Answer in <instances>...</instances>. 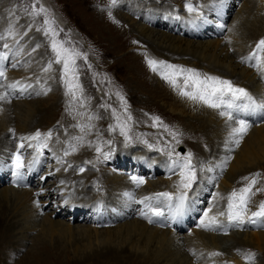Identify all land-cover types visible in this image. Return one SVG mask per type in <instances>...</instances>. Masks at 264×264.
<instances>
[{
	"label": "rangeland",
	"instance_id": "1",
	"mask_svg": "<svg viewBox=\"0 0 264 264\" xmlns=\"http://www.w3.org/2000/svg\"><path fill=\"white\" fill-rule=\"evenodd\" d=\"M187 1L188 0H116V3H112V0H0V11H1L0 18H3L2 16L7 17L8 26L13 25L12 28L16 30L15 33H19L20 36L24 39L22 44H25L26 47L29 48L26 51H30L34 47V51H32L33 54L32 53L31 54H32V59L34 60L35 65L33 64L30 65V63H28L27 66L29 65L31 66V67L29 66L28 69L32 70L35 67H39V65H43L42 67L43 74H44L43 78H44V81L46 82V83L44 82V85L42 86H39V85L34 86L31 89V92L25 90L23 93V91H21L23 90V87L19 86L23 82H19L20 80L19 78L18 81L13 82V83L19 82V85L12 91V93H8L7 90H8L9 83L8 82L5 83V81H3L2 83L4 84V87H3L4 91L8 94L9 98L12 100V102H9L8 105L10 107H15L14 113L12 115L13 118L9 116V118L7 117L4 120V122L16 120L15 122L17 124L19 123V125H22V126L24 125L25 117H23L24 115L23 110L26 109L25 108L26 105L24 103H18L16 101L32 99V101H34L32 104L33 108L50 109V107H53L57 103L58 99L60 98L61 105L56 110L53 109L54 113L51 112L50 115L43 116L41 120L39 119L37 121L38 123L36 125V126L40 125L39 128L41 127L40 129L45 130L47 129V127L50 125L51 122L56 120L54 123L57 126V130L61 131L60 132L61 136L57 144L61 141H62L61 143H64L65 145L68 142L70 143L69 140L71 139L70 136H71V132L73 131L72 137L74 136V138H76L77 136H82V138L86 141V143H88V145H90L93 148H96L95 151L93 150L88 151V148H85L86 155L88 156L91 155L90 157H92V152H96V155L100 156L103 153H106V149H109L110 146H114V148H117L118 146L120 147L122 145H123L122 149H117L114 152L113 157L116 158L117 155H120V157H117V158L129 159L126 157L131 156L129 159L130 161L127 162L126 165H123L117 161L115 162L113 161L109 163V158H107L105 161L99 158L98 161L96 160V161L91 162L89 160L88 163L91 165L89 168H85V167L78 168L77 165H79L80 159L78 160V157H74V154L72 151H71L72 153L71 152L66 153L65 158H68L69 161H72V164H73L72 166L74 167V170H71V171L68 170L60 174L59 177L61 175L68 176V179L66 180L68 184V188L66 187L65 190L66 191L69 190L70 186L74 187V190L70 192L69 194L72 193L77 196L79 192H88L90 194H87L88 195L86 197L87 201H90L92 199L95 200L96 198L97 200H99V205L102 204L103 207L107 205L108 204L107 201H103L102 199H100L102 198L101 196H104L105 198L108 197L107 190L106 191L103 190L105 189V187H107L106 181L102 180L100 182H96L95 184H93L89 180V184H91V187H92V189H89V190L85 188V183L83 184L82 182L81 183L77 182V180L83 176L84 177L97 176L100 172H101L100 174L105 176L104 178L108 181L113 180V178L114 179L119 178V179H123L129 185L136 184L140 186L139 190L138 189L136 190V193L139 194L141 187L142 188L145 187L146 185L145 181L147 179L149 180V178L143 177L144 183L142 185L137 184L135 181L132 180L133 176H136L138 178L142 177V176L140 177L139 172L136 171L137 168L134 165V162L135 163L141 162L142 170L146 172L143 166L149 160L148 154L153 158L152 162H156V159L159 160V158L163 156V155H160V153L164 154V156L167 158L170 157V160H169L170 162L168 161V166H166L168 168H171L173 166L172 163L174 160L179 159L180 161H182L183 158L186 157L189 152L192 154L191 163L195 166V171L197 174V179L192 189H189L190 191L183 189L180 186V183H179V186L174 185V183L172 185L167 184V182L170 179L181 178V175H180L181 169L177 166L176 168L172 170V172L168 176L167 174L164 173V175L162 176L157 175L153 177V179L150 180V181L154 180V181L159 182L160 181L159 179L163 178L162 180L166 181V184L165 183L164 184L167 185L168 189L166 188L161 189V193H165V192L171 193L172 192V197H173V192L177 193V191H181L183 189L182 191L186 193L188 192L187 193L188 196L190 198L191 197L193 198V193L196 191V187H198V183H199L198 177L200 176L201 178L205 177L204 179L203 178L202 179L206 180L207 173L206 174L204 173L205 170L204 171L202 170L203 167H200L201 165L198 162H201L202 158L204 159L205 153L209 154L211 152L210 143L205 142L206 139L204 135L202 136L198 135V138L200 139L201 137L204 138V140L202 139L203 145H201L200 141L194 135L197 129H203V126L200 124V122L195 120V123H193V125L192 124L190 125L189 123H192L190 122L191 121L190 116H193V115L195 116V118H198L201 120L205 118L209 121V114L202 115V113L200 112V109L193 110L195 112H193L192 115L191 114L182 115V113L180 114V113L172 112L170 109V104H172L173 101H169V99L164 98V97L159 98L157 94L151 93L152 91L151 92L148 91V89H146L141 83L142 81L141 76L148 79L149 77H147L146 74H147V71H149V69L152 70L151 73L153 72L152 74H150L151 76H155V73L158 72V70L154 71L153 67L148 66L147 64L148 57L152 55L151 53H153L151 48L155 49L159 47L158 49L162 48L164 51L165 50L169 52L174 51V53H177L179 51L178 54H181L183 52H186V50L178 49L179 47L176 48V45H178L177 43L182 40L183 41L186 40L188 42L192 41L193 44L198 47L199 45L202 47V45L204 44L212 43L216 47H218L219 45V47L221 48L223 44H226L229 40H232V37L230 36L231 33H233L234 30L236 31L238 30V32L235 33V36L237 37L239 34L242 33V35H244V38L247 37L245 41L249 43V48L251 49L250 53H252L253 50L256 48L258 41H260V38L261 39L263 38L262 37H259L257 39L250 38L249 33L250 32L253 33L254 30L255 31L257 30V33L260 32L259 34H262L264 36V11H260L261 9H256L253 12H250L251 5L248 4L247 0H230L231 4L233 5V7H231L232 9L231 12L229 8H227L229 10L227 14H226V11H221L224 18L222 19L220 18V20H219V16H210L211 20L209 19V22H210L211 27L208 29L205 28L207 32H210V36L206 35V37H201L197 39L190 37V36H186L184 34V31H187V30L189 31L188 28H185V23H184V27L181 26V28L183 27V31H181L180 26H178L179 28L178 29L176 25L175 28L178 32H175V30L165 29L163 27L151 26L150 24L146 23L145 19L151 16H154V18L162 17L160 14L161 10L157 9L158 10L157 11L156 7L158 8L168 7L169 9L171 8L174 9V11H179V13L175 14V19L177 18V20L182 21V19H184V12L187 9ZM191 1H194L196 3V7H200V8H205L210 3L208 0H202V1L201 0H189L190 3ZM234 1H235V4H234ZM119 2L120 3L124 2V4L128 3L127 4L128 7H131L134 11L138 13V15L140 14V16H137V15L130 16L127 13L128 11L126 9H121V7L118 8V6H120L118 4ZM137 3H139L140 5ZM245 5H248V7H246ZM254 5L258 7L257 4H254ZM98 8L104 9L105 10L104 12L109 13L107 14L108 22L109 24L113 26V28L116 29V33L113 32L114 33L113 35H110V33L105 34V31L101 33V30H95L93 27L89 26L88 19L95 17L93 14L95 13V10H98ZM120 11L125 16V21L122 20L123 17L122 18L120 17L121 15ZM152 11L154 12V15ZM196 11H194V14H196ZM144 14L147 17H145ZM194 14L192 15L195 16ZM202 16H204V12H202ZM141 17L143 18L142 20H141ZM190 19H191V16L189 20ZM192 19H195V17ZM45 21H48V23H45ZM202 22H205V21L202 20ZM165 23L168 25L169 21L165 20ZM102 24L103 23H101L99 26L103 27L104 25ZM141 27L142 29L144 28V30H147V29L154 30V32L153 33L149 32L148 35H141ZM24 29L25 31L23 32ZM117 30H120V31L117 32ZM215 30L217 31V33H215V35H212V33L215 32ZM0 31H1V27H0ZM2 36L4 37L5 34L4 35L2 34ZM166 36L168 37V39H166L167 38ZM240 39L241 38L237 39V41L239 40L238 42H241ZM143 40L147 42L149 45L144 44ZM53 42L57 43L58 46H62L64 49H68L69 53L73 54L74 62L73 64L70 65L73 71L70 72L67 77L65 76V73L63 71V60H61L60 63H56V61L60 59V57L57 56V52L53 50L52 48ZM180 46L181 48H186L185 41L182 42ZM20 47L21 45H19L18 47H15L16 48L15 51H10L11 53V54L9 53L10 56H8L7 54L6 58L3 61H1L2 63L5 64L4 69L8 67L7 66L8 64L14 65L15 63L18 62V59H17L18 56H20L21 53L25 52V51L17 52L20 49ZM175 49L177 50V52ZM235 49L229 48L230 55L234 56L235 54H237V52H239V49H236V50ZM216 51H219V49ZM35 52H37V54ZM244 53L245 51H243V57L245 56ZM75 54H78V55H75ZM136 55L139 56V58H141L143 65H141V62L138 64L137 62L132 61L131 57L132 56L134 57ZM186 55H189V57L187 56L186 58H183V56L182 57L180 56L179 58L182 59V61H189L191 64L186 65L185 63L181 62L183 64H177V66H180L186 69L191 68V69H200V70H206L207 68H209L207 66L208 63L204 62L205 63L204 64L203 59L200 58L198 54L197 55L195 54L194 56H192L191 53H187ZM14 56H17L15 60L12 59ZM196 56L198 59H196ZM249 56L250 54H248V58ZM21 59H22V56H21ZM163 61L166 62V59H163ZM145 63L147 64L148 68L146 67ZM132 66L134 67V70L131 71L130 69H132ZM205 66H207V68ZM129 67L130 69H128ZM135 67H137V69ZM224 67L227 69L228 65ZM164 70L168 71L166 69H163V71ZM208 70H213V69H208ZM236 71L238 75H241V73L244 74V72H242L240 68L238 69V67ZM13 72L14 71H10V73H13ZM228 73L230 74L233 73V68H229ZM206 74L212 75L209 72H206ZM5 75L6 76L8 75V71L5 72ZM251 76L252 75H250L246 80H242L241 78L242 80L241 83L244 82V84L249 83V84H252V86L253 85L256 86L253 82H251ZM73 77L75 78L73 79ZM155 77H150V78L159 79L160 75L159 76L156 75ZM263 78H264V75H263ZM238 79H240V77ZM238 79L236 80L239 81ZM66 80L71 81L74 85L79 86V88H74L75 95L69 93V87H68V84L66 83ZM47 82L51 83L49 87L46 86ZM165 82L168 83V80L165 79ZM180 82H184V78L182 76L177 78V87L171 83L174 87H176V89L178 88L177 91H179V89L182 87V85H180L181 84ZM169 86L168 87L166 86V88L171 90L172 88H170ZM255 91L254 92L252 91V93H255L256 95H258L257 92ZM53 92L57 93L55 95L56 98L49 97V95H51ZM175 97L178 99L179 96L177 97L175 93ZM180 100L183 101L181 98ZM59 102L60 101H58V104H60ZM10 103H13V106ZM3 109H6V107H4ZM82 113H83V116L81 115ZM155 117H159L162 123L157 124V122L155 121ZM145 119L148 120L146 124L143 123ZM227 119L228 120L230 119L229 115L226 116V120ZM82 120H84L83 122H86V121H89V122H87V124L82 125L81 124ZM95 122L104 123V125L110 130V131L108 130L107 135L109 137L112 136L113 141H114L115 132L112 130V127L109 126V124L118 125L120 128L121 126L124 127L125 125H127L128 128L127 130H125L126 135L123 134L122 136L126 138H130V139L125 140V138L122 137L120 141H118L119 142L118 144H116L117 143L116 142V143L110 144L109 147H107L103 143L102 144L98 143L94 138H92L93 137L92 133L89 135L90 136L89 137L88 135H86L87 131L84 132L85 129L94 127ZM16 123L12 124L14 126L13 127L14 129L15 128L17 129ZM257 125H258L257 127L254 126V128L252 127L251 129L247 130V133L243 135L242 142H240L239 146L233 152L234 157L239 155V151H241L243 147L242 145L243 141L248 138L249 134L255 128L264 126V113H263L261 122H259V124ZM209 127H211V130L215 129L211 125H209ZM50 131L51 132H48V130H45L43 132L42 131H39V132L41 133L43 138L46 136V139L48 140V142L51 143L52 146H50V144L47 143V141L45 140H43L44 142H42L41 136L37 139H33L32 137H34L35 135H28L26 139L23 140L24 138L21 136L16 138L17 134H15V137L13 141H11L10 146L7 145L5 147V150H3L0 153V158L5 159L4 162L7 165L10 163L9 164V167H10L13 163L15 164V155L19 153L22 156V160L24 164V167L22 168L23 171L27 172L29 176H33V179H35L36 177L35 179L36 182L33 186H31V189L34 192L39 209L41 210V212L45 211L43 214L39 215L37 219H40L41 217L44 220V217H48L49 213L54 211L53 213H54L55 218L51 217L53 221L61 220L62 222H66V219L68 220V218L70 217L72 213V208H71L72 201L71 202L66 201L65 193H64L65 191L63 190V187H62L63 180L58 177V173L62 169V160L57 157V152L59 151L56 152V150L54 149V146L56 147L57 144L53 145V141L58 138V134H56L55 137L54 136L51 137V135L48 137L47 134L52 133L51 129ZM142 131H144L145 134L144 133L143 135L140 134V132ZM173 133H175V135H173ZM132 135H134L136 138L141 137L142 140L143 139L145 140L144 141L140 139L137 140L136 138H133ZM211 139H213V136H211ZM21 141L23 144L20 143ZM129 142L130 143L132 142V143L130 144ZM218 142H221L220 138L218 141L216 140L215 143H218ZM29 143L32 145V146L29 145L31 148H28ZM18 144L20 146L23 145V147L21 148ZM124 145H126L125 146L126 148L124 147ZM17 146L20 148L17 149L18 148ZM77 146H74L73 148H78L79 151L82 150V148L84 147V146L83 147L81 146L80 148V144H78ZM50 148H51V151L49 150ZM98 148L100 149V151H97ZM147 148H149L148 152L143 153L147 150ZM180 148H182V152L180 151ZM151 149H153L154 151ZM121 150L126 151V154H124V151L122 152ZM155 151H158V152H155ZM93 155L95 156L94 153ZM143 156H146V157H143ZM84 157L86 156H83L81 158H84ZM234 157H232V160ZM35 158H38L39 161H37V164L33 166V162ZM258 164L259 166L255 172L256 175L254 178H252V179H256V184L252 187V194H251L252 198L251 199L254 200L256 198L261 205L262 203H264V183H262V179L264 180V158ZM9 167H5L6 169L5 171H7L5 172L6 178H4V176L2 175L3 170L0 168V192L3 189V186L10 188V186L12 187L16 185L15 189L17 190L22 189V188L18 189V184L13 181V178L9 179V177H11L10 174L8 173ZM64 167L65 165L63 166V168ZM226 167L227 169H225V173H224L225 175H223L222 178L218 179L216 183L212 185L214 186L213 187L214 193L221 194L224 191H226L225 193L228 194L227 187L223 183L226 176L229 173L228 165ZM26 169L28 170L26 171ZM69 169H71V166L69 167ZM81 171H84L85 174L80 176L79 172ZM39 174L41 175L49 174L51 176L46 181L45 177ZM42 177L44 178V182L42 183V187L40 188V180L42 179ZM249 178H251V174ZM250 182H251V179L248 182V184ZM26 186H29V185H26ZM51 188H53V191H54V192L52 191V195H51L54 198V200L53 198L46 199V197L42 196L46 193L40 192L45 189L50 190ZM240 188L242 187L237 186L236 190ZM75 195H73L75 204H80L82 206L83 203H81L82 202L81 198L76 197ZM86 198L84 199V202H86ZM160 198L163 201L167 200V198H164V197H159V199ZM219 198L217 199L216 202H214L215 198H213V196H210L209 201L210 203L213 202V206L210 208V205L207 204L205 206L204 211L206 213H209L210 211L213 213V210H215L214 213L222 212L223 209L221 208L222 206H220L221 205L220 201H222L223 196L222 197L220 196ZM41 200H44V201L41 202ZM118 200L119 199L116 198L115 201H118ZM103 202H105V204ZM16 205L17 204L15 200L10 201V204H9L10 209L8 211L9 214L7 215L6 218H7L8 223L10 222L11 224L21 223V226H19L18 229L15 230V233H17L16 239L13 244L8 246L7 250L8 249L12 250V245L14 247H16V245H19L17 241L19 242L20 240H24L25 245L24 247L21 248V251L18 254V257L12 264L20 263L22 261V258L26 256L32 248L34 250V247H35L34 239L37 236L41 235L42 233V228L39 227L37 224L36 225L38 227L35 225L36 228L35 229L33 228L34 230L30 228L32 226V222H33L32 220L26 221L22 219L24 217H20V216L18 217V215H20L22 211H20L19 208L16 209ZM256 211H259V210H253L252 212H250V214ZM205 212L201 216L200 215L196 216V218L198 217L197 218L198 222H200L203 219V217L205 216L204 215ZM89 213L90 212L86 213L85 215L86 217L81 216L79 214L78 216L80 217L78 218V220L88 222L90 220V218L89 219L87 218V215ZM219 218L220 217H217V219ZM259 218L263 219L261 217ZM133 220L134 218H129V219L125 218L123 219V221L120 220V222H118L115 225L124 224L127 221L131 222ZM135 220H138V218ZM139 221H142V220L139 219ZM73 222L76 224L74 226L79 227V228L90 227L88 224L85 225L86 223L84 222L80 223L74 220L72 221V223ZM217 222H220V221H217ZM193 224L194 223L190 225V230L189 229L184 230L182 235H188V234L194 235V233H192L194 230L193 228L197 229V226L196 225L194 226ZM28 225L30 227H27ZM23 226H25V228ZM21 227L24 228V231L27 229L29 230V232L28 231L25 232V234L27 235L26 239H25V236L22 235L24 234V232L21 233L22 232ZM108 228L101 227L100 231L101 232L105 230L114 231L116 227L115 228L111 227L109 229ZM165 229L168 232L172 231L169 227H165ZM243 231L250 232L252 230L244 229V230L238 231V229L235 228L229 232V234H234V233L236 234L237 232H239L238 237L240 238V243L243 248V249H239V251L245 250L246 252L255 254L254 257H249L248 256L249 253L246 254V253H243L245 252L243 251L242 252L244 255L243 257L244 258L248 257L246 259L250 260L248 261L250 263L246 262V259L243 260L244 258L240 260L241 263L242 264H264V251L263 250L261 251L258 249H253L252 251L250 250V248L246 247V246H251V245H249V243L244 241L245 234ZM172 233L174 232L172 231ZM93 235L95 236V234ZM217 236L221 237V239H223L224 237V235L221 234L220 232H217ZM221 239H220V242L217 244L218 250L226 249V247H228V244H229V242L221 241ZM121 247L125 249V253L122 254L123 255L122 258L120 257L108 258V259L103 258L104 260L101 259L99 262H97V264H115V263L119 264V262L120 264H123V263L129 264L130 259H131V264H143L141 260H138L136 261V263H134L135 262L134 260L139 259L136 256H134V254L137 253V250H136L137 248L135 246L126 244ZM102 248L103 246L100 247V245L93 243L92 247L89 249H85L83 246H80V250L77 252V254H73L75 253V246L73 247L71 246L70 248L66 247V250L69 253L70 259L74 260L76 259L75 256H78L83 252H86V251H87L86 253H88V251L95 252L96 250H101ZM205 251L207 252L206 253L202 252V254L203 255L207 254L210 257H212V254L216 252L214 250L213 251L205 250ZM130 254L132 256H130ZM137 254H140V253H137ZM189 257L190 258L192 257V252H190ZM193 257L190 259L192 263L203 264V263H199V261H196L200 257L198 258L197 256H193ZM210 257L209 259L211 260ZM213 257L215 261L223 263V264H236V262H234V259L229 254L224 255L223 258L219 254L216 257L215 255H213ZM184 263L185 261L183 260L180 264H184ZM147 264H152V262L151 263L148 262Z\"/></svg>",
	"mask_w": 264,
	"mask_h": 264
},
{
	"label": "bare ground",
	"instance_id": "2",
	"mask_svg": "<svg viewBox=\"0 0 264 264\" xmlns=\"http://www.w3.org/2000/svg\"><path fill=\"white\" fill-rule=\"evenodd\" d=\"M208 1L210 3L205 7L204 16H202V11L197 9L196 14L193 13L195 16L191 15V19L187 21V26H191V27L195 26L194 28L204 26V28L208 29L211 27L210 22H209V19L211 20L210 16H219V20H220V18L221 19L224 18L221 11H226V14H227L229 12V10L227 8H229L230 12H231V10H232L231 7H233L230 0H208ZM247 1H248V4L251 5L250 12H253L256 9H261L260 11H264V0H247ZM118 4L120 5V6H118V8L121 7V9H126L128 11L127 13L130 16H134V15L140 16V14L138 15V13L136 11H134L131 7H128V5H127L128 3L124 4V2H121V3L119 2ZM137 4H139V3H137ZM234 4H235V1H234ZM254 4H257L258 7H256V5H254ZM245 6L248 7V5H245ZM109 7H110V5H109ZM107 8H108V6H107ZM157 9L161 10L160 14L162 17L154 18V16H151V17L145 19V17H147V16L144 14L145 15L144 19H145L146 23L150 24L151 26L163 27V28L169 29V30H175L176 29L175 27L177 25V28H178V26H180L181 31H183L184 22L181 20H177V18L175 19V14L179 13V11H174V9H172V8L169 9L168 7L167 8L156 7V10ZM98 10H95V13L93 14L95 16L94 18L88 19L89 20L88 21L89 26L93 27L95 30H101V33H103V31H105V34L110 33V35H113L114 34L113 32L116 33V29L113 28V26L111 24H109V22H108L107 14H109V13L104 12L105 11L104 9L98 8ZM120 13H121V11H120ZM152 13L154 15L153 11H152ZM166 13H169V15L167 16V18H164ZM240 15H242V14H240ZM2 17L3 18H0V27H1L0 36H2V34L3 35L5 34V36L3 37V39H0V70H2L4 72L8 71V75L7 76L5 75L6 78H0V97H5L4 99H0V153L3 150H5V147L7 145L10 146V143H11V141H13L15 134H17L16 138L21 136L24 138V139L23 138L22 139L25 140L28 135H35L34 132H36V131H42L43 132L45 130H48V132H51L50 131V129H51L52 130L51 137H53V136L55 137L56 134H58V138L53 141V145L54 144L56 145L60 136H61V133H60L61 131L57 130V126L54 123L56 120L51 122L50 125L45 130L40 129L41 128V127L39 128L40 125L39 126H36V125H37V123H38L37 121L39 119L41 120V118L45 115H50L51 112H53V109L56 110L61 105V99L60 98L58 99V101H60L59 102L60 104H58V101H57V103L53 107H50V109L33 108L32 104L34 101H32V99H26L25 98L26 100L16 101L18 103H24L26 105L25 106L26 109L23 110V112H24L23 117H25L24 125L22 126V125H19V123L17 124L15 122L16 120L15 121L13 120L14 122L12 120L9 122H6V121L4 122V120L7 117L8 118H9V116L12 117L14 110H15L14 109L15 107H10L8 105L9 102H12V100L9 98L8 94L4 91V88H3L4 84L2 82L3 81H5V83L8 82V83H10V85H12V84L19 85V82H23L22 84L20 83L21 85H19V86L23 87V90H21V91H23V93H24L25 90L31 92V89L36 85H39V86L44 85L45 81L43 78V75H44L43 74V68H42L43 65H39V67H35L32 70L28 69L31 64L35 65L34 60L32 59V54H33L32 51H34V47L30 51H26L29 48H27L25 44H22L24 39L20 36L19 33H15L16 30L14 28H12L13 25L8 26L7 17L6 16L5 17L2 16ZM120 17L121 18L123 17L122 20L125 21V16L122 13H121ZM142 17H141V20L143 19ZM194 17H195V19H192ZM165 20L169 21L168 25L165 23ZM202 20L205 22H202ZM101 23H103L102 24V25H104L103 27L99 26ZM181 26H183V27L181 28ZM4 30H5V32H4ZM24 31H25V29L23 30V32ZM118 31H120V30H117V32ZM252 31H253V29H252ZM149 32L153 33L154 30H149V29L144 30V28L142 29V27H141V35H148ZM236 32H238V30L237 31L234 30L233 33H231L230 36L232 37V40H229L226 44H223L221 48L219 47V45H218V47H216L212 43L204 44V45H202V47L199 45V47H198V46H195L192 41L188 42L186 40H184L186 48H181V46H180L182 44V42H184L183 40L179 41L177 43L178 45H176V48L179 47L178 49H181V50L185 49L186 52L181 51L185 54H183V53L178 54L179 51L177 52L176 49L175 50L177 53H174V51L173 52H169L167 50L164 51L162 48L158 49L159 47L155 48V49L151 48L153 53H151L152 55L148 57L147 62L149 60H156L159 62V61H163V59H166V62L168 65L177 66V64H183V63H185L186 65H190L191 63L189 61H182V59H180L179 57L180 56L181 57L183 56V58H186L187 56L189 57L190 54L186 55L187 53H191L192 56H194L195 54L196 55L198 54L200 56V58L203 59V63L204 62L208 63L207 66L209 68H207V66H205L207 68L206 70L213 69V70H208V72L215 74L217 76H222L224 78L230 79L233 81L232 83L236 84L237 86L246 87L247 89L246 88L245 89L249 93L252 91L254 92L256 89L255 92H257L258 97L262 99V102H264V78H263L264 60L261 61L259 67L255 66L253 60L248 58V54H250L251 49L249 48V43L245 41L247 37L244 38V35H242V33L236 37L235 36ZM215 33H217L216 30H215V32L212 33V35H215ZM259 33H257V30L256 31L254 30L253 33L252 32L249 33V36H250V38H253V39H257L259 37H262L264 39V36L262 34H259ZM206 35L210 36V32H207L205 29L204 33H202V35H200V38L206 37ZM109 38H111V37H109ZM239 38H241L240 39L241 42H238L239 40L237 41V39H239ZM166 39H168V37ZM195 39H197V38H195ZM260 40H261V38H260ZM27 41H28V39H27ZM4 44H7L8 47L5 48L3 46ZM144 44L149 45L145 41H144ZM19 45H21V47L19 50L17 49L18 50L17 52H19V51H25V52L21 53V55L18 56V58H17L18 62L14 64L15 65L14 67L12 66V64L11 65L8 64L7 65L8 67H6L4 69L5 64L2 63L1 61H3L5 59L7 54H8V56H10L9 55L10 51H15V49H16L15 47H18ZM229 48L239 49V52H237V54L232 56L229 53ZM218 49H219V51H216ZM243 51H245L244 57H243ZM167 52H169V53H167ZM35 53L37 54V52H35ZM221 53H223V54H221ZM21 56H22V59H21ZM16 57L17 56H14L12 59L15 60ZM131 59H132V61L137 62L138 64L141 62V65H143L142 60H141V58H139V56H137V55L134 57L132 56ZM196 59H198L197 56H196ZM9 62H11V61H9ZM181 62H183V63H181ZM28 63H30L29 66H27ZM147 64H148V66H151V65H149V63H147ZM147 64H146V67H147ZM227 65H228V68L226 69L224 66H227ZM26 66H27V68H26ZM157 67L160 70H158V72L155 73V76L160 75L159 79H151L150 78V77H155V76L150 75L153 73V72L151 73L152 70H150V69H149V71H147V74H146L147 77H149L148 79L141 76V80H142L141 83L143 84V86L146 89H148V91H150V92L152 91L151 93L157 94V96H159V98L164 97V98L169 99V101H173V103L170 104V109L172 112H176V113H180V114L182 113V115L183 114H191L192 115V113L195 112L193 110H199L200 109V112L202 113V115L203 114L204 115L209 114V121L205 118H203L202 120L195 118L194 115L190 116L191 117L190 122H192V123H189L190 125L191 124L193 125V123H195V120H197L203 126V129H197L195 131L194 135L200 141L201 145H203L204 138L201 137V139H200V138H198V135H200V136L204 135L205 139H206L205 142L210 143V148H211V150H210L211 152L209 154H206V153L204 154V159L200 158L201 162L197 161L198 163H200V165H201L200 167H203L202 170L203 171L205 170L204 173L205 174L207 173V175H206L207 177H206V180H203L205 177H202L203 179L201 178V176L198 177L199 183H198V187H196V191L193 193V198L192 197L190 198L187 194V199L183 203H181L178 198L180 196V193L184 192V191H182L183 189L181 191H177L178 194L173 192L172 199H167V200L163 201V200H161V198L159 199V197H156L157 193H161V189H164V188L168 189L167 185H165L166 181H163L162 180L163 178L159 179L160 180L159 182L154 181V180L150 181V180L153 179V177L157 176V174H161V172L163 175L165 173L168 176L172 172V170L177 167V165L172 163L173 166L171 168L164 166V164L162 162V156H161V158H159V160L156 159V162H152L153 158L148 154L149 160L143 166L144 170H146V172H144L142 170V167H141L142 163L141 162H139V163L134 162V165L137 168L136 171H138L142 177L149 178V180L145 179L146 185H145V187L143 186L144 188L141 187L139 194L136 193V190L137 189L139 190L140 186H138L136 184L129 185L123 179H119V178H117V179L113 178V180L108 181L104 178L105 176L100 174L101 172L97 176H87V177L83 176L77 180L78 183H81V182L83 184L85 183V188L87 190L92 189L91 184H89V180L93 184H95L96 182H100L102 180L106 181L107 187H105V189H103V188L102 189L104 191L107 190L108 197L105 198L104 196H101L102 198H100V199H102L103 201H107L108 208H110V211H111L110 214H107L106 212L108 210L104 209V213H100L95 218H92L91 216H87V218L88 219L90 218V220L88 222L87 221L85 222V221L78 220V218L80 216H77L75 218V216L77 214L71 213L68 220L65 218L66 222H62L61 220L60 221H53L52 220V218L54 217V213H53L54 211H53V212L49 213L48 217H44V220L41 217H40V219H37L38 216L43 214L45 211L41 212V210L39 209V206H38L37 200L35 198L34 192L31 189V186H33L36 182V180H35L36 177H35V179H33V176H30L28 178L27 173L22 172V168L17 170L15 168L14 163L11 165L12 167L11 166L9 167L10 163L8 162L9 164L7 165L4 162L5 159L0 158V168L3 170V171L2 170L1 171H2V175L4 176V178H6L5 172H7V171H5L6 170L5 167H9L10 176H12V177L15 176L17 174V172L19 171V175H16L15 177H13L15 179V182L16 183L17 182L18 183L19 182L25 183V184L18 186V189L22 188L21 190L15 189L16 185L12 186V187L10 186V188L3 186V189L0 192V264H12L16 260V258L18 257V254L20 253L21 248L24 247V245H25L24 240H20L19 242L17 241V243H19V245L15 244L16 247H14L12 245V250H9V249L7 250L8 246L13 244L15 239H16L17 233H15V230L18 229L19 226H21V223L20 224H11V222L10 223L7 222L6 217L9 214L8 213V211L10 209L9 204H10V201H13V200L16 201V204H17L16 209L19 208L20 211H22L21 214L18 215V217L19 216L24 217L22 219L26 220V221L27 220L33 221L32 226L30 227L29 226L30 224H29L27 227H30L31 229H33V228L35 229L36 228L35 225L37 224L39 227L42 228L41 235L37 236L34 239V245H35L34 250L32 248L29 251V253L22 258V261L20 263H16V264H68V263L69 264H97V262H99L103 258H105V259L106 258L107 259L108 258H118V257L122 258L123 257L122 254L125 253V249H123V247H121V246L126 245V244H130V245L135 246L137 248L136 249L137 253H140V254H137V253L134 254V256L139 258V259L134 260L135 261L134 263H136V261H138V260H141L143 264H147L148 262L149 263L152 262V264H180L184 260L185 261L184 264H194V263H192V261H190V259L193 256H197V258L200 257L198 260H196V261H199V263L223 264V263L215 261L213 254H212V257H210L207 254L206 255L202 254V252L203 253L207 252L205 250H210V251L214 250V251H216L215 253H217V255L219 254L222 258L224 255L229 254L234 259V262H236V264H242L240 260L242 258H244L243 253L248 254L249 252H246L245 250H243L245 252L239 251V249H243L242 245L240 243V238L238 237L239 232H237L236 234L235 233L229 234V232L235 228L238 229V231L244 230V229H251L252 231H250V232H244L243 231L245 234L244 235V237H245L244 241H246L247 243H249V245H251V246H246V247L250 248V250H252V251H253V249H258V250L264 251V218L260 219L259 217H256V218H254L256 220V223L251 222L253 217H252V213L250 214V212H252L253 210H260V203L256 198L254 200L250 199V201L247 205V211L245 212L242 221H239V222L230 221L228 219V215H227L228 203H229L228 198H229L230 194L233 192V190H236L237 186L245 187L248 185V182L250 181V179L254 178L256 175L255 172L259 166L258 163L264 158V126H260L258 128H255L249 134L248 138L243 141V144H242L243 147H242V150L239 151V155L234 157L233 152L235 151V149L238 146H236V144H235V139L233 138V135H232V129L239 127V124H238L239 120H241V119L246 120L247 119L246 114H249V107L248 108H235L234 107L232 109H227V110H225L223 107H221V108L208 107L206 104H204L200 100H192V99L188 98L187 96L181 95V89L184 88V82H180L181 83L180 85H182V87L179 89V91H177V89H178V88L176 89L177 86L174 87L169 81H168V83L165 82V79L163 78V75L161 74L162 73L161 70L163 71V66L158 65ZM237 67H238V69L240 68V70L242 72H244V74L241 73V75H238L237 71H236ZM135 68L137 69V67H135ZM229 68H233V73H231V74L228 73ZM128 69H130V67ZM130 70L131 71L134 70V67L132 66V69H130ZM10 71H14V72L10 73ZM228 74H230V75H228ZM258 74L260 75V78H259ZM250 75H252L251 76V82H253L256 86H254V85L252 86V84H249V83L248 84L247 83L244 84V82L241 83L242 80H246ZM239 77H240V79H238ZM19 78H20V80H19ZM241 78H242V80H241ZM236 79H238L239 81H237ZM18 80H19V82L13 83L14 81H18ZM39 82H40V84H39ZM50 84L51 83L47 82L46 86L49 87ZM166 86L167 87L169 86L172 89L171 90L167 89ZM187 89H188V91L193 90L191 86H189ZM250 89H251V91H250ZM21 91H20V93H21ZM34 93H36V92H34ZM175 93H176L177 97L179 96L178 99L175 97ZM5 94H7V95L5 96ZM56 94H57L56 92H53L51 95H49V97L54 98ZM180 98L183 101H181ZM184 103H185V105H184ZM235 103L236 104H243V103H247V102L243 101V100H239V101H235ZM10 104H12V106H13V103H10ZM4 107H6V109H3ZM74 111H76V110H74ZM230 111L234 112L236 118L234 116H230V119L226 120L227 115H222L221 113L222 112H229L230 113ZM256 111H257L256 113H259V112L264 113V109L256 108ZM81 115L83 116V113ZM261 119H262L261 117H258V118H256L255 122H253L252 120L251 121L246 120L248 122V124L250 125L248 130L251 129L252 127L254 128V126L257 127L258 126L257 124H259V122H261ZM62 120H63V118H62ZM64 120H66V119H64ZM73 120H74V118H73ZM83 121L84 120H82V122ZM82 122H81V124L83 125V124H87V122H89V121H86L83 123ZM147 122H148V120L145 119V121L143 123L146 124ZM15 123L17 124V129L13 128L14 126L12 124H15ZM89 124H91V123H89ZM208 124L213 126L215 129L211 130V127H209ZM109 126H111L112 130L115 132L114 141L112 139L113 138L112 136L109 137L107 135L109 129L104 125V123H101V122L96 123L95 122L94 127L89 128V129H85V130L83 129V130H84V132L87 131L86 135H88V136L92 133V135H93L92 138H94L98 143H101V144L103 143L107 147H109L110 144H113L116 142H117L116 144H118L119 143L118 141H120V139L122 137L125 138V140L130 139V138H126V137L122 136L123 134L121 133L122 132L121 128L118 125L109 124ZM123 128L125 131V130H127L128 126L125 125ZM79 129H80V127H79ZM68 131H70V130H68ZM15 132H17V133H15ZM72 132H71V136H70L71 139L69 140L70 143H67L66 145L64 143H61L62 142L61 141L62 138H61L60 139L61 142H59L56 145V147L54 146V149L56 151H59V153H62V155L64 157H65L66 153H69L72 151L74 154V157H78V160L80 159L79 160L80 163H79V165H77L78 168H80V167L89 168L91 165L88 163V161L89 160L91 162L96 161V160L98 161L99 158L103 159V161H105L107 158H109V163L113 162V161L114 162L117 161L123 165H126L127 162L130 161L129 159L131 156L126 157L129 159L117 158V157H120V155H117L116 158L113 157L114 152L117 149H122L123 145L120 147L118 146L117 148H114V146H110L109 149H106V153H103L102 155H100L101 157L97 156L96 152H92V157H90L91 155L90 156L86 155V152H85L86 149L85 148H88V151L89 150L95 151L96 148H93L90 145H88V143H86V141L82 138V136H77L76 138H74V136L72 137ZM143 133L145 134L144 131L140 132V134H142V135H143ZM186 134H184V135H186ZM84 135H85V133H84ZM111 135H112V133H111ZM135 135H137V134H135ZM211 136H213V139H211ZM132 137L136 138L134 135H132ZM219 138L221 139V142L215 143L216 140L217 141L219 140ZM29 139H30V137H29ZM29 139H27V140H29ZM41 139H42V142H44L43 140H45V141H47V143L50 144V146H52L51 143L48 142V140L46 139V136L43 138L41 135ZM136 139L142 140L141 137H137ZM144 140L145 139H143L142 141H144ZM242 140H243V138L240 140V142H242ZM22 141L20 142L21 144H23ZM78 144H80V148H81V146L82 147L84 146L82 148V150H80V151L78 150V148H73L74 146H77ZM29 145L32 146L30 143L28 144V146ZM196 145H198V144H196ZM30 146L28 148H31ZM125 146L126 145H124V147ZM20 147H18L17 149H19ZM17 149H16V151H17ZM180 149H182V148H180ZM49 150L51 151V148ZM128 151H129V149H128ZM83 153H85V154H83ZM93 153L95 154V156L93 155ZM6 154H8V153H6ZM124 154H126V151H124ZM83 156H86V157L81 158ZM146 156H143V157H146ZM232 157H234L233 160H232ZM169 160H170V157H168V161ZM177 161H180V160L177 159ZM227 165L229 168V173L226 176L223 183L227 187L228 194L225 193L226 191H224L221 194L220 193H214V191H213L214 186H212V185L215 184L218 179L222 178L223 175H225L224 173H225V169H227V167H226ZM27 170L28 169H26V171ZM250 174H251L250 179H248V180L242 179L243 177H250ZM39 175H41V174H39ZM115 177H117V176H115ZM10 178L11 177H9V179ZM60 178H63V179L66 178V180H67L68 176L61 175ZM180 181H181V178L170 179L167 182V184L172 185L174 183V185L179 186ZM41 183H42V181H41ZM262 183H264L263 179H262ZM26 185H29V186H26ZM193 185H195V184H193ZM241 185H243V186H241ZM240 189H237V191H239ZM174 190H175V188H174ZM97 193H98V191H97ZM87 194H90V193L79 192L77 194V196L75 194H72V193L70 195L72 197H73V195H75L76 197H80L81 201H84V199L88 196ZM171 194H172V192H171ZM210 196H213V198H215L214 202H216L220 196L221 197L223 196L224 200L222 199V201H220L221 202L220 206H222L221 207L223 209L222 212H224L225 215H220L221 212L214 213L215 210H213V213L210 211L209 213H207V216H204L203 219L201 220L204 222V224H202L201 221L200 222L197 221L198 217L196 218V216H199V215L201 216L205 212L204 209H205V206L207 204L210 205V208L213 206V202L210 203V201H209ZM146 197H152V199L146 200L145 199ZM116 198L119 200L115 201ZM44 200H41V202H43ZM86 202H92L93 205H99V200H97L96 198H95V200L92 199L90 201H87V198H86ZM103 203L105 204V202H103ZM72 206H73L72 209L74 211H77V207H81L80 204H76L75 206L73 204ZM154 209H159V211L163 214V215H161L162 218L160 216L156 217L154 215V213H153ZM163 209H165V211ZM90 213H93V212H90ZM213 216L216 217V221H215V223L210 224L209 223L210 218ZM217 217H220V218L217 219ZM125 218L126 219L134 218V220L131 222L127 221L124 224L115 225L118 222H120V220L123 221V219H125ZM137 218H138V220H135ZM139 219L142 221H139ZM73 220L76 222H80V223L84 222V223H86L85 225L88 224L90 227H83V228L76 227V226H74L76 224L74 222L72 223ZM179 220L181 222L184 221V223H185L184 229H182L181 227L178 226L177 223ZM150 221H152V222H150ZM217 221H220V222H217ZM29 223H31V222H29ZM192 223H194L193 224L194 226L195 225L197 226V229L192 227L194 229L192 232V233H194V235H189V234L188 235H182L184 230H187V229L190 230V225ZM204 225H209V226L205 227ZM16 226H17V228H16ZM23 227L25 228V226H23ZM23 227H21V231H22L21 233L24 232V234H22V235L25 236V239H26L27 235L25 234V232H27V231L29 232V230L27 229L24 231ZM101 227L102 228L103 227H106V228H108V227L109 228H111V227L115 228L116 227V228L114 231L105 230V231L101 232L100 231ZM165 227H169L174 233H172V231L168 232L165 229ZM217 232H220L221 234L224 235L223 239H221V237L217 236ZM93 234H95V236ZM20 239H22V238H20ZM220 239H221V241L229 242L228 247H226V249H224V250L223 249L218 250L217 244L220 242ZM93 243L100 245V247L103 246V248L101 250H96V251L94 250L95 252L88 251V253H86L87 252L86 251V252H83L80 255H78L80 258L78 256H75L76 259H74V260L70 259L69 253L67 252L66 247L70 248L71 246L72 247L75 246V253H73V254H77V252L80 250V246H83L85 249H89L92 247ZM115 246H117V247H115ZM9 248H11V247H9ZM190 252H192L191 258L189 257ZM217 255H215V257ZM130 256H132V255L130 254ZM207 256H209L211 258V260ZM246 258H248V257H246ZM246 258H244L243 260H245ZM65 259H67L68 261ZM118 261H119V259H118ZM129 261H130L129 264H131V259ZM248 261H250V260L246 259V262H248ZM248 263H250V262H248ZM119 264H120V262H119Z\"/></svg>",
	"mask_w": 264,
	"mask_h": 264
},
{
	"label": "snow or ice",
	"instance_id": "3",
	"mask_svg": "<svg viewBox=\"0 0 264 264\" xmlns=\"http://www.w3.org/2000/svg\"><path fill=\"white\" fill-rule=\"evenodd\" d=\"M112 3H116V0H112ZM188 11L194 12L196 11V8L189 4L187 6ZM45 23H48V21H45ZM0 39H3V36H0ZM5 48L8 47L7 44L3 45ZM53 50L57 52V56L60 57L56 61V63H60L61 60H63V71L65 73V76L67 77L70 72L73 71V69L70 67L71 64H73V54L69 53L68 49H64L62 46H58L57 43L53 42L52 44ZM78 55V54H75ZM6 58V57H5ZM250 59L253 60L255 66L259 67L262 60H264V39H261L258 41L256 48L253 50L252 53H250L249 56ZM149 65L153 67L154 71L160 70L158 69V65L163 66V69H167L168 71H162L163 78L168 80L170 83H172L174 86H177V78L182 76L184 78V88L181 89V95L187 96L188 98L192 100H200L204 104H206L208 107L211 108H248V107H254V108H260L264 109V102H257L256 98L253 97L246 89L234 86L232 81L225 80L217 76H211L204 74L201 76V74L198 72V70L195 69H186L182 68L180 66H173L168 65L167 62L164 61H156V60H149ZM13 67L15 65H12ZM0 78H6L5 72L0 70ZM75 77H73L74 79ZM66 83L69 87V93L75 95L74 88H79L78 85H74L71 81L66 80ZM189 86L192 87L193 90L188 91L185 90ZM9 87H17L16 84L9 85ZM7 94H5L6 96ZM5 97H0V99H4ZM243 100L247 103L244 104H236L235 101ZM222 115H231L228 112H222ZM155 121L157 124L162 123L160 121L159 117H155ZM239 127L232 129V135L235 139L236 146H239L240 140L243 138V135L247 133L248 128L250 125L246 120H239L238 121ZM122 134L126 135V132L124 131L123 126H121ZM48 136L51 135V133L47 134ZM175 135V133H173ZM41 136V133L37 131L35 133V136L32 137L33 139H37ZM23 147V145H21ZM97 151H100L98 148ZM191 153L189 152L186 157L183 158L182 161L174 160L173 164L177 165L180 169V175H181V181L180 186L183 189L189 190L192 189L193 184L196 182L197 174L195 171V166L191 163ZM24 167L22 156L17 153L15 155V168L17 170ZM17 175H19V171L17 172ZM259 175V174H257ZM242 179L248 180L249 177H243ZM132 180L135 181L137 184H143L144 180L142 178H138L136 176L132 177ZM256 184V179H251V182L245 186L242 187L239 191L233 190V192L230 194L228 200V219L230 221H242L243 216L245 212L247 211V205L251 199L252 194V187ZM156 197H164L167 199H172L171 193H157ZM146 200H151L152 197H146ZM181 203H183L187 199V193L181 192L179 198ZM154 215L160 216L162 213L159 211V209L153 210ZM207 216V213L204 214ZM220 215H225L224 212H221ZM253 219L251 220L252 223H256V220L254 218L261 217L264 218V203L260 205V210L252 213ZM216 217L213 216L210 218L209 223H215ZM152 222V221H150ZM202 224H204L203 221H201ZM205 227H208L209 225H204ZM213 255H217V253H213ZM249 257H254L255 254L249 253Z\"/></svg>",
	"mask_w": 264,
	"mask_h": 264
}]
</instances>
